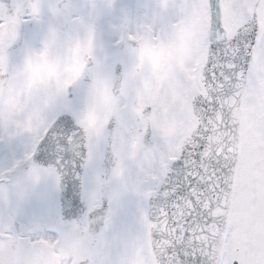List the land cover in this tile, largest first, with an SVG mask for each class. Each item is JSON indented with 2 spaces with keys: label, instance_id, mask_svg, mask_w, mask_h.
I'll use <instances>...</instances> for the list:
<instances>
[{
  "label": "snow or ice",
  "instance_id": "snow-or-ice-1",
  "mask_svg": "<svg viewBox=\"0 0 264 264\" xmlns=\"http://www.w3.org/2000/svg\"><path fill=\"white\" fill-rule=\"evenodd\" d=\"M72 9L52 15L73 21ZM175 20L182 37L169 31ZM29 22L43 24L38 0H0V100L20 92L12 57ZM152 35L184 49L159 78L133 75L123 56L108 70L89 43L76 77L29 97L23 119L0 107V141L31 140L13 171L37 151L53 161L29 170L36 183L59 182L71 145L88 161L110 146L113 179L141 201V232L98 261L87 228H3L0 264H264V0H169Z\"/></svg>",
  "mask_w": 264,
  "mask_h": 264
},
{
  "label": "rangeland",
  "instance_id": "rangeland-1",
  "mask_svg": "<svg viewBox=\"0 0 264 264\" xmlns=\"http://www.w3.org/2000/svg\"><path fill=\"white\" fill-rule=\"evenodd\" d=\"M104 1L74 0L77 11L87 4L89 7L87 11L82 12L83 18L79 20L80 24H84L85 31L79 30L77 36H74V55L65 47H58L55 51L46 50L42 56L40 52L37 53L31 49L15 50L12 62L20 63L16 71L20 92L0 100V107L12 119L21 120L25 117L28 98L37 94L39 90L47 88L50 84L66 83L74 79L77 73L81 71V59L86 54L83 46H87L89 43L92 53L97 54L102 61L106 58V67L111 70L113 66L112 54L118 52L113 43L121 39L127 44V39L130 38V28L129 32L126 31L127 27L125 31L122 28L126 23V20H123V12L111 23L110 31L105 28L107 23L103 9ZM143 2L146 9L144 17H149L154 10L159 11V20L168 15L169 0H143ZM117 8L116 3L115 9ZM159 20L156 23H159ZM90 21L93 23L91 28L88 27ZM172 25L170 33L174 37H182L179 29L180 22L175 20ZM143 27L140 34L143 35L144 40L141 43L147 47L153 43L149 33ZM134 33H136L134 36H139L137 32ZM157 40L158 44L164 46L157 47L154 52L151 49L142 52H133L128 49L129 53H122L123 57L128 56L126 54L137 55L128 60L126 58L133 75H138L143 71L152 74L158 64L161 70L157 68L156 77L159 78L167 73L170 63L175 60V56L179 53L178 47L182 46L173 44L170 40L165 41L161 38H157ZM156 41L155 43H157ZM168 42L172 45L167 46ZM123 47L128 48L129 46ZM152 48L154 49V47ZM73 57L74 65L72 63ZM159 58L162 59L161 63ZM72 94L73 99L71 100L75 101L77 94L76 92H72ZM111 102V100L104 98L103 106L111 108L113 107ZM0 135H3L2 130H0ZM103 146L94 155L96 174L93 180H87L85 189V199L89 210L99 207L103 197L109 200L110 211L106 229L96 237H90L91 253L98 261L107 260L110 255L115 257L116 250L122 251L124 246L129 244L142 230V204L139 198L133 194L131 182L125 187L114 180L113 187L110 188V180H102L98 177V162L101 152L104 150ZM30 148L31 140L26 136L0 141V229L14 228L17 235L36 237L49 234L54 228L58 231L64 228L60 223L56 180L52 177H42L38 183L34 182L29 177V170L33 165L27 162L21 163L13 171L16 162L21 161L25 153L30 151ZM98 179L102 183L98 184ZM8 180L11 182H6Z\"/></svg>",
  "mask_w": 264,
  "mask_h": 264
},
{
  "label": "flooded vegetation",
  "instance_id": "flooded-vegetation-1",
  "mask_svg": "<svg viewBox=\"0 0 264 264\" xmlns=\"http://www.w3.org/2000/svg\"><path fill=\"white\" fill-rule=\"evenodd\" d=\"M137 0H105L103 9H104V15L106 16V23L105 28L107 30H111V23L116 20L115 18H118V16L122 15L123 12V20H126V23L123 25V30H127L129 32L130 28V37L136 38L138 43L130 44L129 47H119L118 52H113L111 60L113 61V65H117V62L121 59L122 53H129L128 49H131L133 52H142L145 50L151 49L152 52L154 50H157V47L164 46L162 44H158V40L156 39L158 37H155L152 35L153 32L158 31L159 23H156L157 20H159V11L154 10L151 12L149 17H144V14H146V9L144 6L143 0H139V2H136ZM158 1V0H155ZM10 2V0H8ZM38 2L42 5V19L43 24H35V23H27L22 26L20 30V43L17 46L16 49L26 48L31 49L35 52H40V55L42 56L46 50L48 51H55L58 49V47H65L69 52L73 53L74 55V36H77L79 30L81 32L85 31L84 24H80L79 20H82L83 14L82 12L84 10H88V4L85 5L82 9L77 11L78 9L74 5V0H38ZM70 4L73 6L72 9V16L76 18L73 21H68L64 18L57 19L55 16L52 15V9L57 4ZM118 5V8L115 9V5ZM117 14V15H116ZM92 22L90 21L88 24V27L92 26ZM173 24V22H172ZM172 24L170 27H172ZM115 25V24H114ZM113 25V26H114ZM143 28H145V31L149 33V37L151 38L152 45L149 44L147 47H144V44L141 43L142 40H144L143 35L140 34V31ZM116 27V26H115ZM156 27V28H155ZM181 31L182 35L184 33V29L182 26ZM170 31V29H169ZM137 32L139 34L138 37L134 36ZM122 41V40H121ZM120 41V42H121ZM155 41L157 43H155ZM160 45V46H159ZM167 46L172 45L170 42L166 44ZM154 47V49L152 48ZM125 48V49H124ZM179 53L177 56V59L182 56L183 54V47H178ZM137 54V53H134ZM86 55V54H85ZM83 55V57L85 56ZM128 56L124 57L130 59L132 56H137L133 54H126ZM69 57V55H68ZM163 57H166L163 55ZM167 58V57H166ZM160 63H161V58ZM74 65V57L72 61ZM158 64V63H157ZM159 66V64H158ZM154 75L158 73V70L153 71ZM112 103V102H111ZM97 153H95L96 155ZM87 155V154H86ZM110 164H109V180L110 178H113V168L115 167V158L112 154L111 147H110ZM104 150L101 152V156L99 158L98 162V177H100L102 180L104 179ZM95 160L88 161L86 158V165L84 168V178H85V184H84V190L87 186V180H93L96 174L95 171ZM109 185V184H108Z\"/></svg>",
  "mask_w": 264,
  "mask_h": 264
},
{
  "label": "water",
  "instance_id": "water-1",
  "mask_svg": "<svg viewBox=\"0 0 264 264\" xmlns=\"http://www.w3.org/2000/svg\"><path fill=\"white\" fill-rule=\"evenodd\" d=\"M75 128V124H73ZM109 146L106 147L105 162L109 161ZM64 163L60 166L61 171L59 187V207L60 220L63 228L79 226L82 228L85 219V206L82 200L83 192V170L85 166V153L81 154L80 143L71 145L64 149L58 156ZM34 164L42 169L54 167L50 158H40V152L37 151L33 160ZM106 217V206L103 203L101 208L91 212L88 219V230L92 235L97 234L104 224Z\"/></svg>",
  "mask_w": 264,
  "mask_h": 264
},
{
  "label": "bare ground",
  "instance_id": "bare-ground-1",
  "mask_svg": "<svg viewBox=\"0 0 264 264\" xmlns=\"http://www.w3.org/2000/svg\"><path fill=\"white\" fill-rule=\"evenodd\" d=\"M48 234H44V235H40V236H36V237H41V236H47Z\"/></svg>",
  "mask_w": 264,
  "mask_h": 264
}]
</instances>
